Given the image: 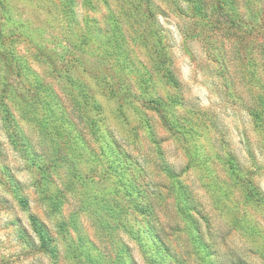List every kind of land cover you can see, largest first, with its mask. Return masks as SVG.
<instances>
[{"label":"rangeland","instance_id":"1","mask_svg":"<svg viewBox=\"0 0 264 264\" xmlns=\"http://www.w3.org/2000/svg\"><path fill=\"white\" fill-rule=\"evenodd\" d=\"M1 167L0 264H264V0H0Z\"/></svg>","mask_w":264,"mask_h":264},{"label":"trees","instance_id":"2","mask_svg":"<svg viewBox=\"0 0 264 264\" xmlns=\"http://www.w3.org/2000/svg\"><path fill=\"white\" fill-rule=\"evenodd\" d=\"M228 2L225 1L224 4H226V6H229ZM194 9L195 11L199 10L198 7H195ZM0 172H2L0 175V183L4 185L9 184L10 186H12L14 182H12L13 180L10 178L9 174L5 172L3 167L0 168ZM22 203L25 205V200L24 201L22 200ZM29 219L31 221V226L33 230H35V234L38 237L40 247H42L46 253H49L50 255L54 256L55 249L51 238H49L47 231L39 224L38 220L34 216H30Z\"/></svg>","mask_w":264,"mask_h":264}]
</instances>
